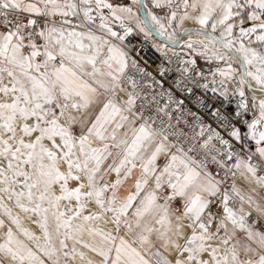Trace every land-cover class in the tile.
I'll return each mask as SVG.
<instances>
[{"label": "snow or ice", "instance_id": "6c2138e0", "mask_svg": "<svg viewBox=\"0 0 264 264\" xmlns=\"http://www.w3.org/2000/svg\"><path fill=\"white\" fill-rule=\"evenodd\" d=\"M0 264H264V0H0Z\"/></svg>", "mask_w": 264, "mask_h": 264}, {"label": "built area", "instance_id": "2783aa9c", "mask_svg": "<svg viewBox=\"0 0 264 264\" xmlns=\"http://www.w3.org/2000/svg\"><path fill=\"white\" fill-rule=\"evenodd\" d=\"M131 43L134 45L144 44V47H137L136 51L133 53V55L140 60L142 66H147L149 70H151L161 63L162 57L160 53H158L155 48L151 47L150 44L143 42L142 37L139 41L132 40ZM132 74L133 73L130 71L129 75ZM185 131H188V129H185Z\"/></svg>", "mask_w": 264, "mask_h": 264}, {"label": "rangeland", "instance_id": "374dc122", "mask_svg": "<svg viewBox=\"0 0 264 264\" xmlns=\"http://www.w3.org/2000/svg\"><path fill=\"white\" fill-rule=\"evenodd\" d=\"M128 2H131V0H128ZM26 226H29V227H32V228L36 229V226L35 225H32V224H30L27 221H26ZM36 230H37V232L39 231L38 229H36Z\"/></svg>", "mask_w": 264, "mask_h": 264}]
</instances>
